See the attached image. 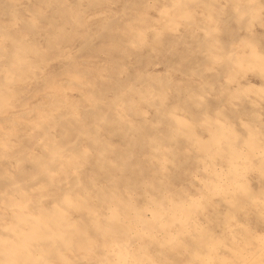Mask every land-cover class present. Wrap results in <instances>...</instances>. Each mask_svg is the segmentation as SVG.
Listing matches in <instances>:
<instances>
[{
    "label": "rangeland",
    "instance_id": "374dc122",
    "mask_svg": "<svg viewBox=\"0 0 264 264\" xmlns=\"http://www.w3.org/2000/svg\"><path fill=\"white\" fill-rule=\"evenodd\" d=\"M0 231L1 264L18 253L17 264L253 256L264 243V0H0Z\"/></svg>",
    "mask_w": 264,
    "mask_h": 264
},
{
    "label": "bare ground",
    "instance_id": "6f19581e",
    "mask_svg": "<svg viewBox=\"0 0 264 264\" xmlns=\"http://www.w3.org/2000/svg\"><path fill=\"white\" fill-rule=\"evenodd\" d=\"M112 22H113V21H112ZM107 24H108V23H107ZM111 25H112V24H111ZM107 26H108V25H107ZM90 40H91V39H90ZM85 43H86V42H85ZM87 43H88V42H87ZM20 51H21V49H20ZM33 52H34V50H33ZM35 52H36V51H35ZM5 53H6V52H5ZM5 53H4V54H5ZM7 53H8V52H7ZM7 53H6V54H7ZM16 53H17V54H16ZM16 53H15V52L13 53V54H14V57H15V55H19V54H18V51H17ZM4 54H3V55H4ZM6 54H5V55H6ZM37 54H38V53H37ZM11 56H13V55H11ZM6 57H7V56H6ZM16 57H17V56H16ZM9 59H10V58H9ZM21 59H22V58H21ZM21 62L23 63V61H21ZM18 64H19V60H17V62H16V64H15V66L18 67L17 70L19 71V69H20L19 67H20V66H19ZM22 66H23V65H22ZM13 71H14V70H13ZM13 71H12V72H13ZM19 73H20V72H19ZM154 89H155V88H154ZM133 90H134V89H133ZM157 90H158V89H157ZM134 91H135V90H134ZM136 92H137V91H136ZM136 92H134V93L136 94ZM136 97H137V96H136ZM134 98H135V96H134ZM137 99H138V98H136V100H137ZM94 100H95V99H94ZM147 103H148V102H147ZM115 104H116V103H115ZM151 104H152V103H151ZM108 105H110V104L108 103ZM109 108H110V107H109ZM112 108H113V106H112ZM110 109H111V108H110ZM117 110H118V109H117ZM117 110H116V111H117ZM134 110H135V109H134ZM132 111H133V110H131V112H132ZM135 111H136V110H135ZM107 112H109V111H107ZM140 112H141V111H140ZM113 113H114V112H112V114H113ZM109 114H110V113H109ZM130 114H131V113H130ZM136 114H137V113H136ZM21 115H22V114H21ZM106 115H107V114H106ZM110 116H111V115H110ZM110 116H109V117H110ZM127 116H128V115H127ZM109 117H108V118H109ZM125 117H126V116H125ZM125 117H123V118H125ZM110 118H112V117H110ZM128 119H129V118H128ZM99 120H100V119H99ZM107 120H108V119H107ZM107 120H105V121H106V122L110 121V120H108V121H107ZM112 120H113V118H112ZM95 121H96V118H95ZM100 121H101V120H100ZM62 122H63V121H62ZM62 122H61V123H62ZM68 122H69V121H68ZM110 122H111V121H110ZM70 123H72V122H70ZM101 123H102V122H101ZM115 123H116V122H115ZM97 124H98V123H97ZM97 124H96V125H97ZM108 124H109V122H108ZM14 125H15V124H14ZM59 125H60V124H59ZM115 125H116V124H115ZM211 125H212V124H211ZM71 126H72V125H71ZM71 126H70V127H71ZM102 126H103V124H102ZM110 126H111V125H110ZM119 126H121V125H119ZM125 126H126V125H125ZM212 127H213V126H212ZM214 127H215V126H214ZM99 128H100V127H99ZM99 128H98V129H99ZM72 129H74V127H73ZM77 129H78V128H77ZM95 129H96V128H95ZM211 129H212V128H211ZM78 130H79V129H78ZM213 130H214V129H213ZM87 131H88V130H87ZM96 131H97V130H96ZM96 131H95V132H96ZM132 131H133V130H132ZM88 132H90V130H89ZM79 133H80V132H79ZM211 133L213 134V132H211ZM88 134H89V133H88ZM91 134H92V133H91ZM45 135H46V134H45ZM67 135H68V134H67ZM80 135H81V134H80ZM47 136H48V135H47ZM93 140H94V139H93ZM141 140L143 141V139H141ZM157 141H158V140H157ZM94 142H95V140H94ZM140 142H141V141H140ZM159 142H160V141H159ZM40 144H41V143H40ZM57 144H58V143H57ZM139 144H140V143H139ZM157 144H158V143H157ZM154 145H155V144H154ZM154 147H155V146H154ZM63 148H64V147H63ZM66 148H67V147H66ZM71 148H72V147H71ZM138 148H140V147H138ZM150 148H151V147H150ZM78 149H79V148H78ZM154 149H155V148H154ZM47 150H49V149H47ZM142 150H143V149H142ZM146 150H147V149H146ZM152 150H153V149H152ZM49 151H50V150H49ZM79 151H80V150H79ZM83 151H84V150H83ZM95 151H96V150H95ZM101 151H102V150H101ZM103 151H104V150H103ZM105 151H106V150H105ZM105 151H104V152H105ZM143 151H144V150H143ZM47 152H48V151H47ZM57 152H58V151H57ZM65 152H66V150H65ZM74 152H76V151H74ZM106 152H107V151H106ZM152 152H153V151H152ZM59 153H62V152H59ZM99 153H100V152H99ZM107 153H108V152H107ZM57 154H58V153H57ZM67 154H68V153H67ZM67 154H66V155H67ZM69 154H70V156H71V152H70ZM69 154H68V159H69ZM75 154H76V153H75ZM105 154H106V153H105ZM47 155H48V154H47ZM73 155H74V154H73ZM77 155H78V153H77ZM97 155H98V154H97ZM102 155H104V153H102ZM36 156H37V155H36ZM36 156H34V159H35ZM60 156H61V155H60ZM64 156H65V155H64ZM78 156H79V155H78ZM104 156H105V155H104ZM52 157H54V156H52ZM65 157H67V156H65ZM116 157H117V156H116ZM30 158H32V157H30ZM57 158H58V157H57ZM57 158H56V159L54 158V161H55V160L57 161V160H58ZM63 158H64V157H63ZM72 158H73V156H72ZM107 158H108V157H107ZM165 158H166V157H165ZM167 158H168V157H167ZM59 159H61V158H59ZM122 159H123V157H122ZM127 159H128V158H127ZM52 160H53V159H52ZM99 160H100V159H99ZM99 160H98V161H99ZM106 160H107V159H106ZM106 160H105V161H106ZM125 160H126V159H125ZM125 160H124V161H125ZM100 161H102V160H100ZM18 162H19V161H18ZM28 162H29V161H28ZM48 162H49V161H48ZM64 162H65V160L63 161V163H64ZM30 163H32V162H30ZM33 163H34V162H33ZM55 163H56V162H55ZM57 163H58V162H57ZM59 163H60V162H59ZM119 163H120V162H119ZM44 164H45V163H44ZM51 164H52V163H51ZM61 164H62V163H61ZM75 164H77V163H75ZM101 164H102V163H101ZM103 164H105V163H103ZM32 165H33V164H32ZM35 165H36V164H35ZM46 165H47V164H46ZM54 165H55V164H54ZM57 165H59V164H57ZM127 165H129V164H127ZM136 165H137V164H136ZM140 165H141V164H140ZM140 165H139V166H140ZM143 165H144V164H143ZM143 165H142V166H143ZM70 166H71V165H70ZM75 166H76V165H75ZM102 166H103V165H102ZM102 166H101V167H102ZM120 166H121V165H120ZM39 167H40V166H39ZM49 167H50V166H49ZM56 167L58 168V166H56ZM140 167H141V166H140ZM43 168H46V167L44 166ZM99 168H100V167H99ZM127 168H128V167H127ZM132 168H133V167H132ZM142 168H143V167H142ZM47 169H48V168H47ZM100 169H101V168H100ZM129 169H130V168H129ZM34 170H35V169H34ZM117 170H119V169H117ZM131 170H132V169H131ZM134 170H135V169H134ZM140 170H141V169H140ZM142 170H143V169H142ZM35 171H36V170H35ZM35 171H34V172H35ZM123 171H125V170H123ZM127 171H129V170H127ZM156 171H157V170H156ZM22 172H23V174H24V171H22ZM40 172H41V171H40ZM44 172H45V171H44ZM49 172H50V171H49ZM136 172H137V170H136ZM143 172H144V171H143ZM143 172H142V174H144ZM3 173H4V172H3ZM52 173H53V172H52ZM52 173H49V174H52ZM54 173H56V172H54ZM75 173H76V172H75ZM17 174H19V173L17 172ZM17 174H16V176H18ZM40 174H41V173H40ZM45 174H47V173H45ZM49 174H48L47 176H49ZM131 174H132V173H131ZM152 174H153V173H152ZM4 175H5V174H4ZM42 176H43V175H41V177H42ZM136 176H137V175H135V177H136ZM132 177H133V176H132ZM141 177H142V176H141ZM43 178H44V177H43ZM143 178H144V177H143ZM143 178H142V179H143ZM108 179H109V177H108ZM110 179H111V178H110ZM118 179H119V178H118ZM118 179H117V180H118ZM38 181H40V180H38ZM67 181H68V180H67ZM120 181H121V180H120ZM132 181H133V180H132ZM147 181H148V180H147ZM149 181H150V180H149ZM42 182H43V180H42ZM76 182H77V181H76ZM94 182H95V180H94ZM104 182H105V181H104ZM117 182H118V181H117ZM125 182H126V181H125ZM137 182H138V181H137ZM143 182H144V181H143ZM38 183H39V182H38ZM67 183H68V182H67ZM78 183H79V182H78ZM95 183H96V182H95ZM107 183H108V182H107ZM131 183H132V182H131ZM134 183H135V182H134ZM146 183H147V182H146ZM79 184H80V183H79ZM93 184H94V183H93ZM109 184H110V182H109ZM109 184H108V185H109ZM136 184H137V183H136ZM140 184H141V183H140ZM156 184H157V183H156ZM15 185H16V184H15ZM80 185H81V184H80ZM94 185H95V184H94ZM113 185H114V184H113ZM129 185H130V184H129ZM149 185H150V184H149ZM153 185H154V186H157V185H155V184H153ZM11 186H13V185H11ZM73 186H74V185H73ZM73 186H72V187H73ZM103 186H104V185H103ZM111 186H112V184H111ZM115 186H116V184H115ZM142 186H143V185H142ZM25 187H26V186H25ZM121 187H122V186H121ZM124 187H125V186H124ZM127 187H128V186H127ZM158 187H159V186H158ZM20 188H21V187H20ZM20 188H19V189H20ZM75 188H76V185H75ZM90 188H91V187H90ZM106 188H107V187H106ZM108 188H109V187H108ZM129 188H130V187H129ZM131 188H133V187L131 186ZM140 188H141V187H140ZM140 188H139V189H140ZM23 189H24V186H23ZM56 189H57V188H56ZM72 189H73V188H72ZM76 189H77V188H76ZM103 189H104V188H103ZM110 189H112V188H110ZM110 189H108V190H110ZM116 189H117V187H116ZM119 189H120V188H119ZM149 189L151 190V188H149ZM154 189H155V188H154ZM26 190H27V189H26ZM38 190H39V189H38ZM41 190H42V189H41ZM41 190H39V191H41ZM78 190H79V189H78ZM80 190H82V188H80ZM121 190H123V189H121ZM121 190H119V191H121ZM141 190L143 191V189H141ZM152 190H153V189H152ZM156 190H157V189H156ZM27 191H28V190H27ZM72 191H73V190H72ZM76 191H77V190H76ZM104 191L106 192V190H104ZM123 191H124V190H123ZM19 192H20V191H19ZM67 192H68V191H67ZM69 192H71V191H69ZM90 192H91V191H90ZM114 192H115V191H114ZM132 192H133V191H132ZM147 192H148V191H147ZM150 192H151V191H150ZM155 192H156V191H155ZM159 192H160V191H159ZM161 192H162V191H161ZM73 193H75V191H74ZM95 193H96V192H94V194H95ZM162 193H163V192H162ZM19 194H20V193H19ZM21 194H22V193H21ZM69 194H70V193H69ZM102 194H103V193H102ZM105 194H106V193H105ZM110 194H111V193H110ZM121 194H122V193H121ZM144 194H145V193H144ZM148 194H149V193H148ZM151 194H152V192H151ZM156 194H157V193H156ZM74 195H75V194H74ZM69 196H70V195H69ZM84 196H85V195H84ZM108 196H109V195H108ZM111 196H113V195H111ZM117 196H118V194H117ZM139 196H141V194H140ZM147 196H148V195H147ZM150 196H151V195H150ZM152 196H153V195H152ZM157 196H158V195H157ZM74 197H76V196H74ZM80 197H81V196H79V198H80ZM105 197H106V196H105ZM118 197H119V196H118ZM143 197H144V196H143ZM154 197H156V195H155ZM154 197L151 198V199H154ZM158 197H159V196H158ZM32 198H33V197H32ZM70 198H71V197H70ZM81 198H82V197H81ZM85 198H86V196H85ZM97 198H101V196L99 195ZM97 198H96V199H97ZM109 198H111V197H109ZM114 198H115V197H114ZM163 198H164V197H163ZM105 199H107V198H105ZM144 199H145V197H144ZM148 199H150V197H149ZM157 199H159V198H157ZM75 200H77V199H74V201H75ZM97 200H98V199H97ZM100 200H101V199H100ZM107 200H108V199H107ZM112 200H113V198H112ZM115 200H117V199L115 198ZM118 200H119V199H118ZM35 201H36V200H35ZM59 201H60V199L58 200V202H59ZM64 201H65V200H64ZM92 201H93V200H92ZM92 201H90V202H92ZM113 201H114V200H113ZM124 201H126V200L124 199ZM132 201H133V200H132ZM40 202H42V201H40ZM70 202H71V201H70ZM77 202H78V201H77ZM79 202H81V201H79ZM105 202H106V201H105ZM110 202H111V201H110ZM114 202H115V201H114ZM122 202H123V200H122ZM130 202H131V201H130ZM142 202H143V201H142ZM156 202L158 203V201H156ZM159 202H160V201H159ZM38 203H39V202H38ZM59 203L61 204V202H59ZM83 203H84V202H83ZM92 203H93V202H92ZM92 203H91V204H92ZM94 203H95V202H94ZM112 203H113V202H112ZM149 203H150V202H149ZM152 203H153V202H152ZM28 204H29V203H28ZM35 204H37V203H35ZM64 204H65V203H64ZM67 204H68V203H67ZM67 204H66V205H67ZM74 204H75V203H74ZM77 204H78V203H77ZM106 204H107V203H106ZM109 204H110V203H109ZM133 204H135V203H133ZM161 204H162V203H161ZM161 204H160V206H161ZM33 205H34V204H33ZM33 205H32V206H33ZM39 205H40V204H39ZM56 205H57V204H56ZM66 205H65V206H66ZM110 205H111V204H110ZM127 205H129V204H127ZM141 205H142V204H141ZM143 205H144V204H143ZM150 205H151V204H150ZM154 205H155V202H154ZM158 205H159V204H158ZM25 206H26V205H25ZM30 206H31V205H30ZM32 206H31V207H32ZM35 206H36V205H35ZM42 206H43V205H42ZM75 206H76V205H75ZM100 206H101V205H100ZM103 206H104V205H103ZM111 206H112V205H111ZM148 206H149V205H148ZM151 206H153V205H151ZM160 206H159V208H156V209H157V210H158V209L160 210V208H162V209L164 208V207H160ZM23 207H24V206H23ZM28 207H29V206H28ZM57 207H58V206H57ZM59 207H60V206H59ZM62 207H64V206H62ZM80 207H82V206H80ZM91 207H92V206H91ZM101 207H102V206H101ZM101 207H99V210H100ZM109 207H110V206H109ZM120 207H121V206H120ZM123 207H124V206H123ZM129 207H130V205H129ZM129 207H128V208H129ZM142 207H144V206H142ZM155 207H157V206H155ZM35 208H36V207H35ZM42 208H43V207H42ZM55 208H56V207H55ZM60 208H61V207H60ZM105 208H107V207H105ZM136 208H137V207H136ZM151 208H152V207H151ZM177 208H178V207H177ZM177 208H175V209H177ZM180 208H181V206H180ZM6 209H7V208H6ZM27 209H29V208H27ZM47 209H49V208H47ZM51 209H53V208H51ZM71 209H72V208H71ZM76 209H77V208H76ZM110 209H111V208H110ZM125 209H126V208H125ZM130 209H131V207H130ZM145 209H146V208H145ZM148 209H149V208H148ZM178 209H179V208H178ZM181 209H182V208H181ZM181 209H179V210H181ZM7 210H10V209H7ZM30 210H31V209H30ZM59 210H60V209H59ZM99 210H97L96 215H98V211H99ZM106 210H107V209H106ZM111 210H113V208H112ZM166 210H167V209H166ZM179 210H178V211H179ZM22 211H23V210H22ZM41 211H42V210H41ZM50 211H51V210H50ZM104 211H105V210H104ZM109 211H110V210H109ZM114 211H115V210H114ZM119 211H121V210H119ZM128 211H130V210H128ZM133 211H134V209H133ZM170 211H171V210H170ZM173 211L176 213L175 210H173ZM17 212H18V211H17ZM53 212H54V210H53ZM63 212H64V211H63ZM63 212H62V213H63ZM105 212H106V211H105ZM125 212H126V211H125ZM130 212H131V211H130ZM136 212H137V211H136ZM136 212H135V213H136ZM160 212H161V211H160ZM162 212H164V211H162ZM167 212H168V211H167ZM198 212H199V211H198ZM19 213H20V212H19ZM29 213H30V212H29ZM39 213H40V212H39ZM47 213H48V210L46 211L45 215H46ZM51 213H52V212H51ZM57 213H58V210H57ZM107 213H108V212H107ZM128 213H129V212H128ZM138 213H140V210L138 211ZM165 213H166V212H165ZM14 214H15V213H14ZM42 214H43V213H42ZM99 214H100V212H99ZM110 214H111V213H110ZM113 214H114V213H113V211H112L111 216H112ZM115 214H116V213H115ZM118 214H119V213H118ZM124 214H125V213H124ZM126 214H127V213H126ZM126 214H125V215H126ZM162 214H163V213H162ZM180 214H181V213H180ZM24 215H25V214H24ZM29 215H30V214H29ZM29 215H28V216H29ZM40 215H41V214H40ZM125 215H124V216H125ZM134 215L137 216V215H139V214H137V215L134 214ZM141 215H142V214H141ZM166 215H167V214H165V216H166ZM176 215H177V214H176ZM176 215H175V216H176ZM181 215H182V214H181ZM34 216H35V215H34ZM43 216H44V215H43ZM46 216H47V215H46ZM50 216H52V215H50ZM72 216H73V215H72ZM88 216H89V215H88ZM91 216H92V215H91ZM91 216H90V218H91ZM100 216H101V215H100ZM103 216H104V215H103ZM167 216H168V215H167ZM178 216H179V215H178ZM17 217H18V214H17ZM106 217H108V216H106ZM121 217H122V216H121ZM139 217H140V215H139ZM162 217H163V216H162ZM19 218H20V216H19ZM22 218H23V217H22ZM22 218H20V219H22ZM43 218H44V217H43ZM47 218H49V217L47 216ZM84 218H85V217H84ZM90 218H89V219H90ZM94 218H95V217H94ZM94 218H92V219H94ZM96 218H97V217H96ZM113 218H114V217H113ZM140 218H141V217H140ZM165 218H166V217H165ZM35 219H36V218H35ZM35 219H33V220H35ZM37 219H38V218H37ZM74 219H75V218H74ZM82 219H83V218H82ZM82 219H81V220H82ZM86 219L88 220L87 217H86ZM98 219H99V217H98ZM109 219H110V218H109ZM114 219H115V218H114ZM121 219H122V218H121ZM134 219H135V218H134ZM142 219H143V218H142ZM145 219H146V218H145ZM148 219H149V218H148ZM162 219H163V218H162ZM162 219H161V220H162ZM44 220H45V218H44ZM44 220H43V221H44ZM70 220H71V219H70ZM94 220H95V219H94ZM105 220H106V219H105ZM149 220H153L152 217H151V219H149ZM161 220H160V221H161ZM177 220H178V218H177ZM18 221H19V220H18ZM21 221H22V220H21ZM30 221H32V219H31ZM45 221H46V220H45ZM45 221H44V222H45ZM64 221H65V220H64ZM82 221H83V220H82ZM95 221H96V220H95ZM99 221H100V220H99ZM101 221H102V218H101ZM107 221H108V220H107ZM107 221H106V222H107ZM110 221H111V219H110ZM112 221H113V219H112ZM116 221H117V220H116ZM158 221H159V219H158ZM158 221H157V222H158ZM160 221H159V222H160ZM163 221H164V220H163ZM165 221H166V220H165ZM13 222H14V221H13ZM13 222H12V223H13ZM16 222H17V221H16ZM19 222H20V221H19ZM19 222H18L17 224H19ZM33 222H34V221H33ZM77 222H78V221H77ZM150 222H153V221H150ZM150 222H149V225L152 226V225L150 224ZM154 222H155V221H154ZM161 222H162V221H161ZM24 223H25V221H24ZM30 223H31V222H30ZM35 223H38V222H35ZM47 223H48V222H47ZM47 223H46V224H47ZM62 223H63V222H62ZM100 223H101V222H100ZM127 223H129V222H127ZM130 223H131V222H130ZM134 223L136 224L135 221H134ZM141 223H142V222H141ZM144 223H146V222H144ZM195 223H196V222H195ZM20 224H21V222H20ZM25 224H26V223H25ZM60 224H61V223H59V225H60ZM63 224H65V223H63ZM67 224H69V223H67ZM85 224H86V223H85ZM98 224H99V223H98ZM153 224H154V223H153ZM174 224H175V222H174ZM13 225H14V224H13ZM21 225H24V224H21ZM21 225H20V227H21ZM27 225H29V226H27V227L30 228V224H27ZM34 225H35V224H34ZM37 225H38V224H37ZM40 225H41V224H40ZM54 225H55V224H54ZM54 225H53V227H55ZM57 225H58V224H57ZM76 225H77V224H76ZM76 225H75V226H76ZM78 225H79V224H78ZM82 225H83V224H82ZM93 225H94V224H92V226H93ZM110 225H111V223H110ZM124 225H125V224H124ZM136 225H137V224H136ZM138 225H139V224H138ZM156 225H157V224H156ZM160 225H161V224H160ZM162 225H163V224H162ZM194 225H195V224H194ZM17 226H19V225H17ZM60 226H61V225H60ZM60 226H59V227H60ZM69 226H70V225H69ZM141 226H142V224H141ZM146 226H147V225H146ZM177 226H178V225H177ZM7 227H8V226H7ZM59 227H58V228H59ZM61 227H62V226H61ZM67 227H68V226H67ZM80 227H81V226H80ZM84 227H85V226H84ZM106 227H107V226H106ZM111 227H112V226H111ZM133 227H134V226H133ZM172 227H173V226H172ZM5 228H6V227H5ZM8 228H9V227H8ZM22 228H23V227H22ZM29 228H28V229H29ZM35 228H36V227H35ZM46 228H47V227H46ZM46 228H45V229H46ZM56 228H57V226H56ZM56 228H55V229H56ZM87 228H90V227H87ZM92 228H93V227H92ZM99 228H100V226H99ZM125 228H126V227H125ZM142 228H143V227H142ZM142 228H141V230H142ZM146 228H147V227H146ZM154 228H155V227H154ZM180 228H181V227H180ZM180 228H179V229H180ZM11 229L13 230V228H11ZM32 229H33V228H32ZM61 229H62V228H61ZM63 229H64V227H63ZM67 229H68V228H67ZM77 229H78V227H77L75 230H77ZM79 229H80V228H79ZM150 229H151V228H150ZM8 230H9V229H8ZM14 230H15V231H13V232L15 233V232H16V229H14ZM53 230H54V229H53ZM58 230H59V229H58ZM65 230H66V228H65ZM68 230H69V229H68ZM92 230H93V229H92ZM110 230H111V229H110ZM141 230H140V231H141ZM148 230H149V229H147V231H148ZM152 230L154 231L155 229H152ZM167 230H168V228H167ZM2 231H3V230H2ZM2 231H0V232L3 233ZM6 231H7V230H6ZM42 231H43V230H41V232H42ZM45 231H46V230H45ZM49 231H50V230H49ZM61 231H62V230H61ZM94 231H95V230H94ZM96 231H97V230H96ZM104 231H105V230H104ZM107 231H108V230H107ZM117 231H118V233H120V232H121V229H115V232H117ZM174 231H176V230H174ZM180 231H181V230H180ZM18 232H19V231H18ZM26 232H28V231H26ZM31 232H32V231H31ZM38 232H39V231H38ZM46 232H48V231H46ZM52 232H53V231H52ZM54 232H55V231H54ZM76 232H77V231H76ZM87 232H88V231H87ZM100 232H101V231H100ZM115 232H111V231H110V233H115ZM162 232H163V231H162ZM165 232H166V231H165ZM1 233H0V234H1ZM7 233H8V231L5 232V234H7ZM44 233H45V232H44ZM44 233H43V234H44ZM64 233H65V232H64ZM69 233H70V232H69ZM88 233H89V232H88ZM108 233H109V232H108ZM110 233H109V234H110ZM135 233H136V232H135ZM141 233H143V232H141ZM151 233H152V232H151ZM166 233H167V232H166ZM166 233H164V234H166ZM5 234H4V235H5ZM12 234H13V233H12ZM39 234H40V233H39ZM62 234H63V233H62ZM91 234H92V233H91ZM95 234H96V233H95ZM101 234H102V232H101ZM145 234H147V233H145ZM145 234H144V235H145ZM9 235H11V234H9ZM32 235H34V234H32ZM49 235H50V234H49ZM58 235H59V234H58ZM75 235H76V233H75ZM112 235H113V234H112ZM129 235L131 236V234H129ZM135 235H136V234H135ZM137 235H138V234H137ZM147 235H148V234H147ZM151 235H152V234H151ZM172 235H173V234H172ZM11 236H12V235H11ZM37 236H38V235H37ZM44 236H45V235H43V237H44ZM55 236H56V234H55ZM63 236H64V235H63ZM69 236H70V235H69ZM78 236H79V234H78ZM84 236H85V235H84ZM124 236H125V235H124ZM133 236H134V235H133ZM148 236H149V235H148ZM178 236H179V235H178ZM2 237H3V236H2ZM2 237H1V238H2ZM17 237H18V236H17ZM38 237H39V236H38ZM38 237H37V238H38ZM41 237H42V236H41ZM43 237H42V239H43ZM45 237H46V236H45ZM45 237H44V238H45ZM52 237H53V236H52ZM64 237H65V236H64ZM76 237H77V236H76ZM82 237H83V236H82ZM86 237H87V236H86ZM93 237L95 238L94 234H93ZM115 237H116V234H115ZM121 237H122V239H123V241H124L123 236H120L119 238H121ZM138 237H139V236H138ZM3 238H4V237H3ZM3 238H2V239H3ZM6 238H7V237H6ZM18 238H19V237H18ZM47 238H48V237H47ZM60 238H61V237H60ZM62 238H63V237H62ZM90 238H91V237H90ZM100 238H101V237H100ZM130 238H131V237H130ZM133 238H134V240H135V237H133ZM133 238H131V239H133ZM150 238H151V237H150ZM163 238H165V237H163ZM170 238H171V237H170ZM195 238H196V237H195ZM197 238H198V237H197ZM2 239H1V241H2ZM14 239H15V237H14ZM30 239H32V238H30ZM50 239H51V238H50ZM65 239H66V238H65ZM127 239H128V237H127ZM127 239H126V241H127ZM131 239H130V240H131ZM214 239H215V238H214ZM5 240H6V239H5ZM9 240H11V239H9ZM12 240H13V238H12ZM16 240H17V238H16ZM18 240H19L18 242H20V239H18ZM23 240H24V239H22V241H23ZM26 240H27V239H26ZM26 240H24V241H26ZM38 240H41V238L39 237ZM43 240L45 241V239H43ZM59 240H60V239H59ZM84 240H85V239H84ZM86 240H87V239H86ZM136 240H138V239H136ZM22 241H21V242H22ZM46 241H47V240H46ZM46 241H45V242H46ZM55 241H56V240H55ZM62 241H63V240H62ZM158 241H159V240H158ZM163 241H164V240H163ZM167 241H168V240H167ZM6 242H7V241H6ZM6 242H5V243H6ZM15 242H16V241H15ZM15 242H13V243H15ZM26 242H27V241H26ZM30 242H31V241H30ZM40 242H41V241H40ZM58 242H59V241H58ZM131 242H132V240H131ZM131 242H129V244H130ZM138 242H139V241H138ZM152 242H153V241H152ZM164 242H165V241H164ZM31 243H33V242H31ZM51 243H52V242H51ZM56 243H57V242H56ZM23 244H24V243H23ZM33 244H34V243H33ZM42 244H44V242H43ZM48 244H50L49 241H48ZM58 244H59V243H58ZM60 244H62L61 241H60ZM65 244H66V243H65ZM67 244H68V243H67ZM81 244H83V243H81ZM133 244H134V243H133ZM167 244H168V243H167ZM173 244H174V243H173ZM26 245H27V244H26ZM29 245H30V244H29ZM35 245H36V244H35ZM35 245H34V246H35ZM45 245H47V242H46ZM78 245H79V244H78ZM120 245H121V244H120ZM127 245H128V244H127ZM154 245H156V243L153 244V247H154ZM0 246H1V245H0ZM5 246H6V245H5ZM8 246H9V245H8ZM15 246L17 247V244H16ZM37 246H38V245H37ZM39 246H40V245H39ZM52 246H53V245H52ZM54 246H55V245H54ZM72 246H73V244H72ZM74 246H75V245H74ZM110 246H111V245H110ZM116 246H117V245H116ZM118 246H119V244H118ZM118 246H117V247H118ZM129 246H130V245H129ZM132 246H133V245H132ZM150 246H151V244H150ZM197 246H198V245H197ZM199 246H200V245H199ZM6 247H7V246H6ZM6 247H2V248H6ZM11 247H12V246H11ZM20 247H21V246H20ZM117 247H116V248H117ZM120 247H121V246H120ZM120 247H119V248H120ZM126 247H127V246H126ZM133 247H134V246H133ZM133 247H132V248H133ZM163 247H164V246H163ZM8 248H10V247H8ZM12 248H13V247H12ZM14 248H15V247H14ZM34 248H35V247H34ZM69 248H70V247H69ZM111 248H112V247H111ZM134 248H135V247H134ZM18 249H19V248H18ZM18 249H17V250H18ZM24 249H26L25 246H24ZM27 249H28V248H27ZM31 249H32V248H31ZM39 249H40V248H39ZM48 249H49V248H48ZM58 249H59V247H58ZM137 249H138V248H137ZM148 249H149V247H148ZM148 249H147V250H148ZM150 249H151V248H150ZM158 249H159V248H158ZM200 249H201V248H200ZM4 250H5V249H4ZM14 250H15V249H14ZM29 250H30V249H29ZM29 250H28V251H29ZM46 250H47V248H46ZM51 250H52V247H51ZM62 250H63V249H62ZM73 250H74V249H73ZM113 250H114V249H113ZM118 250H119V249H118ZM135 250H136V249H135ZM143 250H144V249H143ZM153 250H154V249H153ZM171 250H172V248H171ZM198 250H199V249H198ZM15 251H16V250H15ZM19 251H21V250H19ZM31 251H32V250H31ZM55 251H56V249H55ZM60 251H61V250H60ZM111 251H112V250H111ZM120 251H121V250H120ZM129 251H130V250H129ZM140 251H141V250H140ZM148 251H149V250H148ZM164 251H166V250L164 249ZM179 251H180V250H179ZM6 252H7V251H5L4 253H6ZM21 252H22V251H21ZM23 252H25V251H23ZM23 252H22V253H23ZM36 252H37V250H36ZM44 252H45V251H44ZM53 252H54V251H53ZM63 252H66V251H63ZM80 252H81V251H80ZM95 252H96V251H95ZM103 252H104V251H103ZM138 252H139V251H138ZM138 252H137V253H138ZM150 252H151V251H150ZM154 252H155V250H154ZM159 252H160V251H159ZM166 252H167V251H166ZM180 252H181V251H180ZM199 252H200V251H199ZM202 252H204L203 249H202ZM223 252H224V251H223ZM237 252H238V251H237ZM0 253H1V252H0ZM8 253H9V252H8ZM15 253H17V252H15ZM34 253H35V252H33V255H34ZM40 253H41V252H40ZM48 253H49V252H48ZM61 253H62V252H61ZM93 253H94V252H93ZM99 253H100V252H99ZM125 253H126V252H125ZM140 253H141V252H140ZM164 253H165V252H163V254H164ZM167 253H168V252H167ZM174 253H175V252H174ZM196 253H197V252H196ZM219 253H220V252H219ZM1 254L3 255V253H1ZM12 254H13V253H12ZM24 254H25V253H24ZM42 254H44V253H42ZM53 254H54V253H53ZM56 254H57V252H56ZM56 254H55V255H56ZM63 254H64V253H63ZM66 254H67V253H66ZM80 254H81V253H80ZM95 254H96V253H95ZM95 254H93V255H95ZM127 254H128V253H127ZM143 254H144V253H143ZM170 254H171V253H170ZM205 254H206V253H205ZM215 254H216V253H215ZM242 254H243V253H242ZM4 255H5V254H4ZM7 255H8V254H7ZM18 255H19V256H18ZM20 255H21V257H20ZM49 255H50V254H49ZM69 255H70V254H69ZM76 255H77V254H76ZM82 255H83V254H82ZM100 255H101V254H100ZM133 255H134V254H133ZM145 255H146V254H145ZM216 255H217V254H216ZM219 255H220V254H219ZM17 256L20 257V259L23 258V256H22L21 253H20V254L18 253ZM98 256H99V255H98ZM104 256H105V255H104ZM106 256H108V255L106 254ZM147 256H148V255H147ZM199 256H200V255H199ZM221 256H222V255H221ZM236 256H238V255H236ZM241 256H242V255H241ZM18 257H15V259H14V258L11 256L10 258H7V262H8L9 260L12 259V260H13V261H12V264H17V263L19 262V260H17ZM35 257H36V256H35ZM52 257H53V255H52ZM81 257H82V256H81ZM85 257H86V256H85ZM128 257H129V256H128ZM137 257H138V256H137ZM143 257H144V256H143ZM157 257H158V256H156V258H157ZM223 257H224V256H223ZM26 258H27V257H26ZM31 258H32V257H31ZM88 258H89V256H88ZM107 258H108V257H107ZM150 258H151V257H150ZM154 258H155V256H154ZM162 258H163V257H162ZM171 258H172V257H171ZM178 258H179V256H178ZM240 258H241V257H240ZM4 259H5V258H4ZM32 259H33V258H32ZM32 259H31V260H32ZM37 259H38V258H37ZM54 259H55V258H54ZM110 259H111V257H110ZM117 259H118V258H117ZM130 259H131V258H130ZM132 259H133V257H132ZM132 259H131V260H132ZM159 259H160V258H159ZM159 259H158V260H159ZM197 259H198V258H197ZM235 259H236V258H235ZM0 260H1V259H0ZM25 260L27 261L28 258L25 259ZM25 260H24V261H25ZM29 260H30V259H29ZM38 260H39V259H38ZM38 260H37V261H38ZM47 260H48V259H47ZM113 260H114V259H113ZM136 260H138V259H136ZM143 260H144V259H143ZM155 260H156V259H155ZM192 260H194V259H192ZM214 260H215V259H214ZM239 260H240V259H239ZM2 261H3V260H2ZM24 261H23V262H24ZM35 261H36V260H35ZM48 261H49V260H48ZM107 261H108V260H107ZM127 261H128V260H127ZM156 261H157V260H156ZM160 261H161V260H160ZM194 261H195V260H194ZM3 262H4V261H3ZM3 262H2V264H4ZM5 262H6V259H5ZM113 262H114V261H113ZM142 262H143V261H142ZM145 262H146V261H145ZM164 262H165V261H164ZM169 262H170V261H169ZM169 262H168V263H169ZM226 262H227V261H226ZM28 263H29V262H28ZM34 263H35V262H34ZM97 263L99 264V262H97ZM101 263H102V262H101ZM111 263H112V262H111ZM129 263H130V262H129ZM132 263H133V262H132ZM154 263H155V262H154ZM176 263H177V262H176ZM180 263H182V262H180ZM205 263H206V262H205ZM212 263H213V262H212ZM214 263H215V262H214ZM222 263H224V262H222ZM0 264H1V263H0ZM9 264H10V263H9ZM25 264H27V262H26ZM37 264H39V263H37ZM64 264H65V263H64ZM67 264H68V263H67ZM76 264H77V263H76ZM104 264H105V261H104ZM125 264H126V261H125ZM146 264H147V263H146ZM215 264H216V263H215ZM241 264H264V243H262L261 245H259L258 250L256 251V253H255L253 256L249 257L248 259H246V260L243 261V262L241 261Z\"/></svg>",
    "mask_w": 264,
    "mask_h": 264
}]
</instances>
